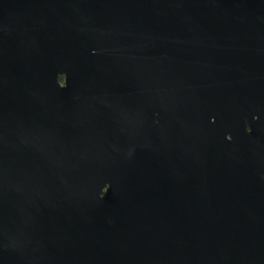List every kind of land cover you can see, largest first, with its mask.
Listing matches in <instances>:
<instances>
[{
  "label": "water",
  "instance_id": "95a60500",
  "mask_svg": "<svg viewBox=\"0 0 264 264\" xmlns=\"http://www.w3.org/2000/svg\"><path fill=\"white\" fill-rule=\"evenodd\" d=\"M0 264H264V0H0Z\"/></svg>",
  "mask_w": 264,
  "mask_h": 264
},
{
  "label": "trees",
  "instance_id": "16d2710c",
  "mask_svg": "<svg viewBox=\"0 0 264 264\" xmlns=\"http://www.w3.org/2000/svg\"><path fill=\"white\" fill-rule=\"evenodd\" d=\"M60 79L63 80V77L61 76Z\"/></svg>",
  "mask_w": 264,
  "mask_h": 264
}]
</instances>
